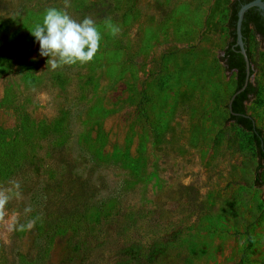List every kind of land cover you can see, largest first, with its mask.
I'll return each mask as SVG.
<instances>
[{
	"label": "rangeland",
	"instance_id": "obj_1",
	"mask_svg": "<svg viewBox=\"0 0 264 264\" xmlns=\"http://www.w3.org/2000/svg\"><path fill=\"white\" fill-rule=\"evenodd\" d=\"M231 1L0 0V264H264ZM49 8L95 21L91 61L47 68L30 31ZM247 47L264 145V41Z\"/></svg>",
	"mask_w": 264,
	"mask_h": 264
},
{
	"label": "clouds",
	"instance_id": "obj_2",
	"mask_svg": "<svg viewBox=\"0 0 264 264\" xmlns=\"http://www.w3.org/2000/svg\"><path fill=\"white\" fill-rule=\"evenodd\" d=\"M68 6L69 0H65V9ZM112 30L118 31L114 27ZM30 33L39 45V55L48 58L47 68L52 70L63 65L91 61L101 41V33L92 18L84 17L82 21L77 22L66 10L58 8L46 9L42 22L35 24ZM8 198L0 193V206L6 203ZM31 226L30 222L27 227Z\"/></svg>",
	"mask_w": 264,
	"mask_h": 264
},
{
	"label": "trees",
	"instance_id": "obj_3",
	"mask_svg": "<svg viewBox=\"0 0 264 264\" xmlns=\"http://www.w3.org/2000/svg\"><path fill=\"white\" fill-rule=\"evenodd\" d=\"M249 0H232L230 3V16H229V25L231 27L230 33L232 36V40L224 49V53L222 55V60L224 61L225 67L227 70H234L237 78V86L233 93L238 89L244 79V60L242 55L238 51V47L234 46L235 42V20H236V12L241 3L247 2ZM257 8L252 7L249 8L245 14L242 21V34L244 38L245 47L247 50L248 57L250 59V53L247 47V38L249 32L252 31L255 35H257L261 40L264 41V13H260ZM251 75L253 73V68L251 66ZM255 87L252 82H249L243 91L236 94L232 100L231 107L233 112H237L239 114L233 115L229 112V118L233 120L237 125H239L242 129L248 131L251 135V139L254 143L256 154L260 159V163L257 166V170L255 173V182L260 183V172L259 169L264 167V145L262 144V129L258 127L253 117L247 113L246 111V101L249 96L254 94ZM232 93V94H233ZM228 108V103H227Z\"/></svg>",
	"mask_w": 264,
	"mask_h": 264
},
{
	"label": "water",
	"instance_id": "obj_4",
	"mask_svg": "<svg viewBox=\"0 0 264 264\" xmlns=\"http://www.w3.org/2000/svg\"><path fill=\"white\" fill-rule=\"evenodd\" d=\"M252 7L257 8L261 10L262 13H264V0H249L247 2L241 3L236 12V20H235V27H234L235 42L233 45L238 47V51L242 55L243 60H244V79H243L242 85L238 89H236V91L231 95L228 101V110L233 115L239 114L237 112L232 111L231 103H232L233 98L235 97L236 94L243 91L245 87L248 85V83L251 82V76H252L250 73L251 63H250V59L247 54L241 28H242V21H243L245 12L249 8H252Z\"/></svg>",
	"mask_w": 264,
	"mask_h": 264
},
{
	"label": "flooded vegetation",
	"instance_id": "obj_5",
	"mask_svg": "<svg viewBox=\"0 0 264 264\" xmlns=\"http://www.w3.org/2000/svg\"><path fill=\"white\" fill-rule=\"evenodd\" d=\"M258 10H259V9H258ZM259 11H261V10H259ZM260 13H262V11H261Z\"/></svg>",
	"mask_w": 264,
	"mask_h": 264
}]
</instances>
